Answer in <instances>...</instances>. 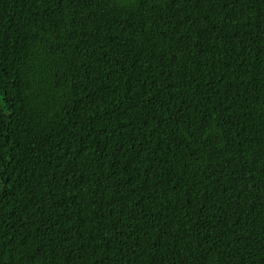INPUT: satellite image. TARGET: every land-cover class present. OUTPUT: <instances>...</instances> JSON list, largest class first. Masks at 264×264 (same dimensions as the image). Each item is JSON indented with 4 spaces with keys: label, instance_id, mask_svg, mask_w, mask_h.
<instances>
[{
    "label": "trees",
    "instance_id": "trees-1",
    "mask_svg": "<svg viewBox=\"0 0 264 264\" xmlns=\"http://www.w3.org/2000/svg\"><path fill=\"white\" fill-rule=\"evenodd\" d=\"M0 264H264V0H0Z\"/></svg>",
    "mask_w": 264,
    "mask_h": 264
}]
</instances>
